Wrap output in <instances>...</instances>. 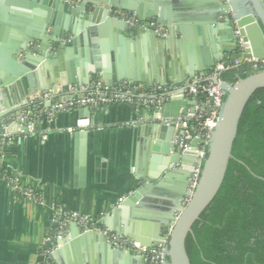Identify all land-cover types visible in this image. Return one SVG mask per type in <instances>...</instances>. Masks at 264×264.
I'll return each instance as SVG.
<instances>
[{"label":"water","instance_id":"95a60500","mask_svg":"<svg viewBox=\"0 0 264 264\" xmlns=\"http://www.w3.org/2000/svg\"><path fill=\"white\" fill-rule=\"evenodd\" d=\"M17 1L32 13L37 12L40 17L34 21L32 15H24L21 22L4 16L0 18V22L10 23L12 30L17 31V40L4 45L7 51L0 61V89L18 78H30V72L43 61L67 71V61L72 53L86 56L80 62L83 73L98 75L108 85L127 77L111 63L107 52L100 57L96 53L94 42L97 38L103 41L108 37H115L114 29L132 30L125 22L111 17L108 14L109 7L133 12L143 21H156L168 31L166 39H162L167 44L172 42L177 32H181L180 26L184 18L195 28L208 31L213 28L223 32L229 43L227 50L233 52L232 60L238 56L240 40L247 57L264 58V0H202V3L195 5L187 0H76L74 3L68 0ZM236 29L238 34L234 32ZM147 34L161 46V39L154 33ZM85 45L93 47L91 57L87 56ZM171 54L173 56L172 51ZM77 56H73L72 60L76 62ZM211 65L201 68L191 66L187 77L192 79L196 74L208 71ZM170 68L173 75L174 68L171 65ZM208 79L219 83L225 96L203 156L200 157L196 152L199 143L204 142L203 139L191 140L189 149L182 150L173 137L177 133L182 134V130L176 128V117L183 106H189L190 112H194L198 105L205 109L209 106L200 104L196 98H170L164 104L162 114V117H168L169 120L137 126L139 138L145 135L143 149L135 159V166L140 168L141 183L110 211L104 221L109 231L127 236L146 247H153L166 240L167 264H190L185 249L186 236L223 181L243 110L252 94L257 89L264 88V67L244 78H238L234 84L217 76ZM140 81L145 85L151 84L143 79ZM185 81L186 78L173 80V83L183 84ZM87 83L88 81L79 84ZM37 90L42 89H26L24 95L27 98ZM23 107L0 113V123H6ZM172 107L174 111L167 113L166 110ZM90 108L92 107L85 106L79 112L87 113ZM6 114L7 118L3 117ZM9 129L13 130L14 127ZM75 136L80 139L77 149L78 171L83 173L86 131L79 130ZM197 166L200 167L199 176L194 189L189 191L190 178ZM176 175L179 178L177 193L174 195L167 190L163 191L167 182ZM162 191L168 196V200H172V205L151 227L153 229L150 234L154 238L150 239L148 232L136 229L133 222L142 205L140 195L146 194L148 197ZM186 198L187 201H184ZM162 225L171 227L167 239L161 234ZM94 255L110 256L115 264H146L142 255L113 246L104 235L96 231L81 232L73 222L69 224L68 237L63 238L60 246L52 252L55 264H97L94 262ZM121 258H125V263Z\"/></svg>","mask_w":264,"mask_h":264},{"label":"crops","instance_id":"0c3cea01","mask_svg":"<svg viewBox=\"0 0 264 264\" xmlns=\"http://www.w3.org/2000/svg\"><path fill=\"white\" fill-rule=\"evenodd\" d=\"M187 1L194 5L202 3V0ZM24 15H32L34 21L40 17L17 0H0V18L4 16L21 22ZM180 27L181 32L174 35L170 44L159 38L163 41L161 46L148 32L114 29L115 37L95 40L96 53L100 57L107 52L111 63L127 76L124 79L138 82L143 79L163 85L173 83V80L190 79L187 73L191 66L201 68L212 64V67L216 62L232 60L233 52H228L229 43L223 32L212 26L210 31L195 28L184 18ZM12 28L10 23L0 22V61L7 51L4 45L17 40V31ZM85 46L87 56L91 57L93 47ZM73 56L77 54L72 53L67 61V71L43 61L30 72V78H18L1 88L0 113L24 106L26 89L89 82L94 75H87L80 68V62L86 56L78 54L76 62L72 60ZM87 62L90 63L89 59ZM170 65L174 68L173 75ZM173 111L174 107L166 110L167 113ZM81 116L89 119L90 124L85 128L77 127ZM3 117L7 118V114ZM156 119L155 111L126 104L93 107L83 114L79 110H68L57 113L50 120H41L34 134L14 136L0 148V164L14 173L23 188L37 192L42 198L37 202L20 197L7 180L0 178V264L38 261L39 245L52 229V217L58 206L87 216H100V225L106 227L104 221L120 204L119 199L123 201L141 183L140 168L135 166V159L143 149L145 135L139 138L137 126L153 123ZM79 130L86 131L83 173L78 171L77 164L80 139L75 133ZM178 186L176 175L167 182L163 191L175 195ZM163 191L148 197L140 195L142 205L133 225L148 232L150 239L154 238L150 234L151 227L172 205V200H168ZM168 228L162 225V236L167 235ZM121 259L125 263V258ZM95 261L97 264H115L110 256L94 255Z\"/></svg>","mask_w":264,"mask_h":264},{"label":"built area","instance_id":"2783aa9c","mask_svg":"<svg viewBox=\"0 0 264 264\" xmlns=\"http://www.w3.org/2000/svg\"><path fill=\"white\" fill-rule=\"evenodd\" d=\"M70 3L76 0H68ZM108 14L116 19L125 22L132 30H139L154 33L158 38L168 36V31L156 21H143L138 19L133 12L121 11L112 7L108 8ZM235 34H238L236 29ZM34 45V43H33ZM251 63L253 66L264 67V58L257 59L247 57L244 52L243 43L240 40L239 52L236 59L231 61L216 62L210 70L196 74L192 79H187L183 84H158L145 85L144 83L122 79L108 85L104 79L98 75L87 84H67L60 86H50L48 88L31 92L25 99V105L17 114L0 123V148H2L14 136H28L36 132L38 123L43 120L52 119L57 113L68 110H80L85 106L102 107L112 104H126L135 107H142L153 110L157 114V121L169 120L162 117L160 111L170 98L181 96L182 98H196L200 104L208 105L205 109L198 105L194 112L189 111V106H183L176 117V128L182 130V134H175L174 140L181 146L182 150H188L190 141L197 138L203 139L199 143L196 152L203 156L205 146L210 134L215 126L219 109L224 100V91L219 83H213L209 77H220L225 70L237 67L241 63ZM90 124L88 117L81 116L77 121L78 128H85ZM13 126L15 129L10 130ZM200 167L197 166L190 178L189 191L195 187L199 176ZM0 178L7 180L14 193L20 197L30 198L41 202L40 195L30 189L23 188L18 178L12 176L9 171L0 173ZM188 198L185 199L187 201ZM122 198L119 199L121 201ZM75 223L81 232L96 231L104 235L113 246L133 253L142 255L146 264H167L166 240L153 247H146L139 242L109 231L100 225V216H87L77 212L68 211L66 208L58 206L52 217V229L42 239L39 245L40 259L30 264H55L52 252L60 246V241L69 235V224ZM168 228V234L170 232Z\"/></svg>","mask_w":264,"mask_h":264},{"label":"trees","instance_id":"16d2710c","mask_svg":"<svg viewBox=\"0 0 264 264\" xmlns=\"http://www.w3.org/2000/svg\"><path fill=\"white\" fill-rule=\"evenodd\" d=\"M262 68L244 62L220 77L234 84ZM6 171L14 176L0 164ZM185 249L190 264H264V88L243 110L223 181L192 224Z\"/></svg>","mask_w":264,"mask_h":264}]
</instances>
